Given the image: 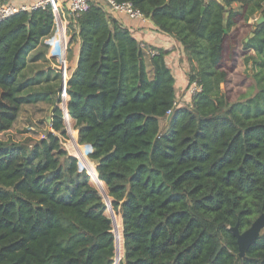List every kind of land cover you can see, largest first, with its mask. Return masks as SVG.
<instances>
[{
    "label": "trees",
    "instance_id": "obj_1",
    "mask_svg": "<svg viewBox=\"0 0 264 264\" xmlns=\"http://www.w3.org/2000/svg\"><path fill=\"white\" fill-rule=\"evenodd\" d=\"M115 2L180 45L187 85L200 91L176 107L168 51L136 40L104 0H89L67 18L79 51L61 100L56 69L24 75L32 52L47 53L51 8L2 20L0 133L22 105L53 108L40 139L0 141V264H264V230L241 259L230 231L264 212V21L248 22L264 18V0ZM238 56L259 69L258 92L232 102L222 85ZM66 130L95 170H80L62 147Z\"/></svg>",
    "mask_w": 264,
    "mask_h": 264
},
{
    "label": "rangeland",
    "instance_id": "obj_2",
    "mask_svg": "<svg viewBox=\"0 0 264 264\" xmlns=\"http://www.w3.org/2000/svg\"><path fill=\"white\" fill-rule=\"evenodd\" d=\"M4 3V2H3ZM5 4V3H4ZM234 8H237L238 5H234ZM263 16L261 14H255L251 19H249V24H255L257 22L262 23ZM243 38L244 40L247 39L246 31H243ZM68 40V53H67V67H68V61L71 54V46L74 43L72 39L69 37V33L67 35ZM43 48H40L41 50ZM254 55L251 52L248 56ZM245 56H238V64L236 69L229 75L227 83L225 85H222V89L226 92V95L229 97V100L234 101H243L244 99L253 98L257 92L258 87L257 84L253 78V75L259 71L257 67H255L254 64H252L250 61L247 62L244 58ZM177 60V59H176ZM145 62L147 64V68L149 69V62L148 57L146 55ZM54 64H57L56 61L53 62ZM173 67V73L176 75V99H175V106H186L189 105L192 93L190 92V87L185 84L184 80H187L186 73L189 72L190 66L188 63L184 62V59L181 58V61H174ZM63 96V95H62ZM62 100V97H61ZM62 103V101H61ZM59 104V107L61 105ZM49 109L48 105L40 102L36 104H26L22 105L21 111L19 113V116L14 123L13 127L7 131V132H1L0 133V141L3 142H22L27 141L31 143L32 141H36L37 139H40L43 136L44 129L47 128L46 122L49 119ZM171 113H169L164 120L161 121V124L163 125L167 120L169 119ZM64 122V121H63ZM65 124V123H64ZM69 126L72 128V121L69 118L68 122ZM66 129V126H65ZM75 131V130H74ZM67 134V130H66ZM62 147L68 152L69 155L76 157L75 154L71 150V146L69 143V137L68 134L66 138H61ZM76 143H78V140L76 138ZM81 147L77 144L76 148H78L81 151H78L81 155V158H77V164L78 168L85 170V165H90L91 168H93V165L90 163L89 158L87 156V153L85 152V149H81ZM85 148V147H84ZM80 163L84 166H80ZM103 186V185H102ZM104 188V186H103ZM105 191V188H104ZM106 192V191H105ZM102 197V196H101ZM123 259L119 260L117 264H123ZM113 264H115V261L113 260Z\"/></svg>",
    "mask_w": 264,
    "mask_h": 264
},
{
    "label": "crops",
    "instance_id": "obj_3",
    "mask_svg": "<svg viewBox=\"0 0 264 264\" xmlns=\"http://www.w3.org/2000/svg\"><path fill=\"white\" fill-rule=\"evenodd\" d=\"M43 0H7L6 3L12 4L17 8L25 7L26 9L37 5L38 3L42 2ZM63 5H66L67 0H58ZM109 10V9H108ZM111 16L118 20L120 23L125 25L129 28L132 36L145 44H148L152 47L163 49L164 51H168V55L166 57V62L168 67L171 69L173 73L174 61H181V58H184V54L182 48L178 43H176L171 37L159 32L156 27L148 20V19H130L123 13H117L109 11ZM43 44L46 45L49 49L47 44V39L43 40ZM71 54L68 61L69 70H73L77 63V56L79 51V41L77 40L71 46ZM48 49L47 53L44 54V57L37 58L36 54L39 52V47L31 53L30 61L28 63V67L26 71H24L25 79H32L35 76H39L40 79H44L46 76L53 77L55 70V65L53 63V59L49 58L48 56ZM254 54L253 51H251ZM177 59V60H176ZM173 76L176 79V75L173 73ZM185 84H187V80H184ZM36 85L35 87H38Z\"/></svg>",
    "mask_w": 264,
    "mask_h": 264
},
{
    "label": "built area",
    "instance_id": "obj_4",
    "mask_svg": "<svg viewBox=\"0 0 264 264\" xmlns=\"http://www.w3.org/2000/svg\"><path fill=\"white\" fill-rule=\"evenodd\" d=\"M107 8L112 12L123 13L130 19H145L141 13L134 9L130 3L118 4L115 0H104ZM66 5H63L58 0H43L37 5L30 7L35 8L38 6L48 5L54 15V27L52 34L47 38V44L49 46L48 56L57 62L55 69L60 75L62 97L65 93V87L63 86L67 80V53H68V40H67V25L69 16H77L79 13L85 12L89 8V0H67ZM28 8V9H30ZM27 10L25 7L17 8L12 4L5 3L0 4V22L12 14ZM57 45L55 49L54 46ZM155 51H149L148 55L155 54ZM53 61V62H54ZM200 91V86L193 82L190 85V92L193 94Z\"/></svg>",
    "mask_w": 264,
    "mask_h": 264
},
{
    "label": "water",
    "instance_id": "obj_5",
    "mask_svg": "<svg viewBox=\"0 0 264 264\" xmlns=\"http://www.w3.org/2000/svg\"><path fill=\"white\" fill-rule=\"evenodd\" d=\"M201 11H203V9H201ZM259 23L260 22H257L256 24H259ZM224 25H225V21H224ZM252 36H253V34H250V37H252ZM247 40L248 39H245L244 41L247 42ZM63 86L66 87V83ZM52 108L53 107H51V110H52ZM48 122H49V119H48ZM90 153H91V151H90ZM74 158L77 159V157H74ZM92 161H93L92 164H93L94 170H95L96 166L98 164V161H94V160H92ZM81 170H83V169H81ZM263 230H264V212L261 213L258 217H256L253 220V222L251 223V225L246 230L239 232L238 223H236V225L230 229L233 236L236 238V244H237V249H238V255H237L238 258L241 259L244 257L246 250L256 241V239L259 237L260 233Z\"/></svg>",
    "mask_w": 264,
    "mask_h": 264
},
{
    "label": "bare ground",
    "instance_id": "obj_6",
    "mask_svg": "<svg viewBox=\"0 0 264 264\" xmlns=\"http://www.w3.org/2000/svg\"><path fill=\"white\" fill-rule=\"evenodd\" d=\"M54 48L56 49L57 48V45H55L54 46ZM78 158V157H77ZM90 161V160H89ZM90 163H91V161H90ZM92 164V163H91ZM80 166H82V167H84L81 163H80ZM85 168V167H84ZM93 169H94V167H93Z\"/></svg>",
    "mask_w": 264,
    "mask_h": 264
}]
</instances>
